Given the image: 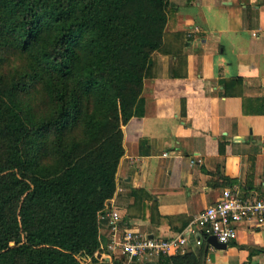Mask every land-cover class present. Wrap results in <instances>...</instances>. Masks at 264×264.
Segmentation results:
<instances>
[{
    "label": "trees",
    "instance_id": "16d2710c",
    "mask_svg": "<svg viewBox=\"0 0 264 264\" xmlns=\"http://www.w3.org/2000/svg\"><path fill=\"white\" fill-rule=\"evenodd\" d=\"M167 8L168 0H0V264L122 263L100 227L124 126L145 114L144 79L164 50ZM181 72L180 62L168 75ZM205 253L188 248L159 264H202Z\"/></svg>",
    "mask_w": 264,
    "mask_h": 264
},
{
    "label": "crops",
    "instance_id": "0c3cea01",
    "mask_svg": "<svg viewBox=\"0 0 264 264\" xmlns=\"http://www.w3.org/2000/svg\"><path fill=\"white\" fill-rule=\"evenodd\" d=\"M167 16L164 50L144 79L145 114L124 126L125 153L108 202L123 226L164 239L224 188L264 194V0H168ZM180 62L181 76H169ZM100 232L107 237L104 218ZM206 245L202 264H264V223H238L224 247L205 241L190 248ZM151 258L131 264H159Z\"/></svg>",
    "mask_w": 264,
    "mask_h": 264
},
{
    "label": "built area",
    "instance_id": "2783aa9c",
    "mask_svg": "<svg viewBox=\"0 0 264 264\" xmlns=\"http://www.w3.org/2000/svg\"><path fill=\"white\" fill-rule=\"evenodd\" d=\"M196 30L198 28L194 26L191 31ZM102 218L108 228L109 253L113 258L121 259V264H131L142 255L160 257L183 253L191 246H201L209 236H214L220 243H228L236 238L238 223H264V196L249 198L241 195L236 186L224 188L218 201L201 210L180 233L167 239L147 237L123 226L121 216L114 208H109Z\"/></svg>",
    "mask_w": 264,
    "mask_h": 264
},
{
    "label": "water",
    "instance_id": "95a60500",
    "mask_svg": "<svg viewBox=\"0 0 264 264\" xmlns=\"http://www.w3.org/2000/svg\"><path fill=\"white\" fill-rule=\"evenodd\" d=\"M206 241L211 244V245H214L215 247H220V246H225L226 244L224 243H220L216 240V238L214 236H209ZM207 248V245L205 246V250Z\"/></svg>",
    "mask_w": 264,
    "mask_h": 264
},
{
    "label": "rangeland",
    "instance_id": "374dc122",
    "mask_svg": "<svg viewBox=\"0 0 264 264\" xmlns=\"http://www.w3.org/2000/svg\"><path fill=\"white\" fill-rule=\"evenodd\" d=\"M137 259H141L142 261H144V263L153 260V258L148 257V256H146V255H142V256L138 257Z\"/></svg>",
    "mask_w": 264,
    "mask_h": 264
}]
</instances>
